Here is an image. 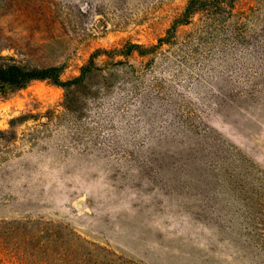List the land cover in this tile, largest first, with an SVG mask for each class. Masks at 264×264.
I'll return each instance as SVG.
<instances>
[{
    "label": "rangeland",
    "instance_id": "374dc122",
    "mask_svg": "<svg viewBox=\"0 0 264 264\" xmlns=\"http://www.w3.org/2000/svg\"><path fill=\"white\" fill-rule=\"evenodd\" d=\"M179 17L183 122L76 118L50 79L0 97V264H82L94 245L118 264H264V0H0V63L64 81Z\"/></svg>",
    "mask_w": 264,
    "mask_h": 264
},
{
    "label": "trees",
    "instance_id": "16d2710c",
    "mask_svg": "<svg viewBox=\"0 0 264 264\" xmlns=\"http://www.w3.org/2000/svg\"><path fill=\"white\" fill-rule=\"evenodd\" d=\"M184 20L175 19L156 43L126 41L96 50L79 74L64 81L60 80L59 68L55 66L27 68L13 62L0 63V97H8L32 80L50 79L64 89L63 107L76 118L93 106L98 118L110 121V115H116L127 126L130 125L128 117L137 120L151 111L156 114L168 111L171 117L177 116V123L183 122L181 108L185 99L176 83L195 58L191 51L175 46L178 44L176 27ZM163 72H168L171 78L165 80L161 76ZM185 78L187 85L198 79L191 73ZM87 254L82 264H118L114 253L97 245L88 249Z\"/></svg>",
    "mask_w": 264,
    "mask_h": 264
}]
</instances>
